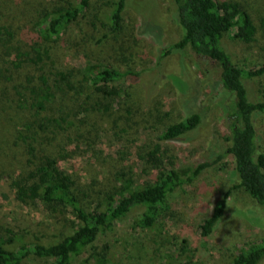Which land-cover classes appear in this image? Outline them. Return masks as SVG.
<instances>
[{
	"label": "trees",
	"instance_id": "obj_1",
	"mask_svg": "<svg viewBox=\"0 0 264 264\" xmlns=\"http://www.w3.org/2000/svg\"><path fill=\"white\" fill-rule=\"evenodd\" d=\"M127 2L109 3L104 20L108 34L120 31ZM15 3L0 0V80L2 84L11 81L12 76L6 78L10 70L16 74L15 79L26 69L31 76L12 89L18 100L16 108L25 113L14 138L23 159L15 162L17 170L12 167L14 157L0 160V176L6 175L5 184L16 203L26 207L40 204L53 214L55 223L61 222L62 233L57 241L42 244L38 239L26 240L10 227H0V264H23L32 258L49 264H111L107 245L99 249L96 244L129 218L134 229L153 232L155 240L163 242L161 235L173 194L194 182L210 166L200 162L176 166L169 150L162 146L183 140L201 126L202 113L192 110L194 99L192 104L188 102L187 115L162 128L154 144L136 147L135 157L146 167L147 181L137 183L130 166L116 165L110 173V184L93 190L96 183H81L68 164L80 149L94 153L105 136L97 125L98 117L110 112L113 100L129 98L124 83L149 77L153 71H121L95 59L79 67H62L55 59L54 49L62 37H67L70 28L82 21L90 0L63 1L39 9L34 6L33 10L23 0ZM169 5L172 22L181 30V37L165 52L187 49L215 63L220 91L233 98L232 117L223 138L225 148L215 160L226 161L223 167L236 181L232 189L242 191L264 209V145L255 128V117L264 115V98L249 101L245 85L246 79L264 80V62L246 72L233 63L223 45L224 38L233 30H236L234 39L243 45L250 44L257 26L233 2L169 0ZM19 16L34 21L18 27ZM261 94L264 97V85ZM90 114L94 117H89ZM80 115L82 121H78ZM121 115L132 117L129 111ZM121 133H127L126 127L121 126L113 133L117 142ZM123 149L118 148L116 154H123ZM230 192L215 201L201 226L203 237L209 236L223 217ZM263 261L264 236L235 247L229 256V264Z\"/></svg>",
	"mask_w": 264,
	"mask_h": 264
},
{
	"label": "rangeland",
	"instance_id": "obj_2",
	"mask_svg": "<svg viewBox=\"0 0 264 264\" xmlns=\"http://www.w3.org/2000/svg\"><path fill=\"white\" fill-rule=\"evenodd\" d=\"M13 1L15 3L16 0ZM23 1L27 8L35 6L39 9L74 0ZM114 1L90 0V7L79 25L70 28L67 37H62L57 43L55 59L62 67H79L95 59L121 71L150 70L153 71L149 76L152 78L142 76L135 82L124 83L129 98L113 100L110 112L98 117L97 125L105 136L100 139L93 154L85 153L84 149L77 151L68 164L69 168L76 171L81 183L95 182L93 190L110 184V173L116 165L130 166L134 171V180L142 184L149 178L144 174L146 167L135 157L136 147L143 143L154 144L162 128L187 115L188 102L192 104V99V110L202 113L201 126L183 140L162 146L169 150L176 166L184 163L195 165L197 162L209 163L210 166L194 182L173 194L161 235L163 242L158 243L153 232L134 229L132 218H129L96 245L99 249L107 245L111 264H229V256L235 247L264 236V209L242 191L233 190L236 181H232L233 178L223 167L226 161L215 160L225 148L223 138L232 117L230 103L233 98L220 91L219 70L215 63L187 49L165 52L181 37V30L170 16L169 0H128L122 12L120 31L108 34L104 20L109 12V3ZM216 1L239 4L257 26L254 41L248 45L232 37L236 30L224 38L223 45L230 52L233 63L246 72L254 65L262 64L264 0ZM18 21L21 22L16 26L23 28L34 20L26 17L22 20L19 16ZM100 38L101 42L97 43ZM156 73L159 75L154 78ZM6 76L13 78L7 84H2L0 80V160L14 157L12 167L17 170L15 162L23 158L14 138L25 113L16 108L18 100L12 89L19 82L23 84L26 76L31 75L26 69L17 79L12 70ZM155 82L159 85L156 86ZM245 85L249 101L264 98L261 94L264 80L246 79ZM126 111L132 117H122L121 114ZM82 117L78 116V121H82ZM119 117L122 119L119 120ZM115 125L127 130L126 134L118 135L120 142L113 137V133L118 131L113 127ZM255 128L264 145V115L255 117ZM121 146L124 147L123 154L118 156L116 151L118 148L121 150ZM143 152H146L144 147ZM5 179L6 175L0 176V227H10L14 233L29 241L38 239L42 244L57 241L62 233L61 222L55 223L53 214L46 212L40 204L26 207L16 203ZM229 190L223 217L209 236L203 237L201 226L210 215L215 201ZM23 264L49 263L32 258Z\"/></svg>",
	"mask_w": 264,
	"mask_h": 264
}]
</instances>
